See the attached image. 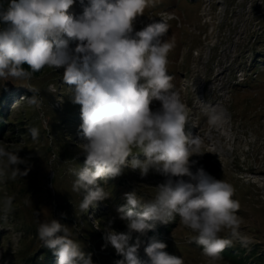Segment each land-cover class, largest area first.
Listing matches in <instances>:
<instances>
[{"label": "clouds", "instance_id": "obj_1", "mask_svg": "<svg viewBox=\"0 0 264 264\" xmlns=\"http://www.w3.org/2000/svg\"><path fill=\"white\" fill-rule=\"evenodd\" d=\"M74 3L0 2V80L31 81L45 68L64 70L63 83L73 86L71 102L80 106L82 120L78 148L84 164L70 170L75 176L73 191L82 195L81 212L110 198L99 181L107 184L126 168L139 170L141 176L155 171L166 178L151 199H142L136 191L125 193L126 204L117 211L128 231L104 230L105 241L124 258L117 264H142L139 240L129 243L132 233L145 235L157 223L166 225L177 217L194 234L189 242L202 249L205 264H218L223 251L233 246V238L242 246L248 241L239 235L242 221L234 187L202 167L191 170L195 164L191 158L204 153L201 137L185 132L188 110L168 73L172 44L159 39L168 32L170 17L162 15L160 22L136 31L138 17L155 7L156 0H89L79 15L69 13ZM70 41L77 42L74 49ZM28 89L33 94L27 104L39 109L40 90L30 85ZM154 100L161 104L155 111L150 107ZM222 118L215 113L210 117L213 123ZM28 132L33 140L39 138L38 128ZM21 149L0 141V178L15 180L28 174V169L18 167L27 163L18 155ZM13 201L12 196L0 201L2 218L13 210ZM224 232L228 236H222ZM38 237L57 257V264H93L91 254L55 219L39 224ZM166 247L151 239L144 249L146 264H185Z\"/></svg>", "mask_w": 264, "mask_h": 264}, {"label": "rangeland", "instance_id": "obj_2", "mask_svg": "<svg viewBox=\"0 0 264 264\" xmlns=\"http://www.w3.org/2000/svg\"><path fill=\"white\" fill-rule=\"evenodd\" d=\"M88 2L75 0L69 13L82 14ZM162 15L170 17L169 30L159 39L172 44L168 73L188 110L185 132L202 139L204 154L191 158V170L202 167L234 187L242 221L239 235L248 243L242 246L233 238L231 247L255 249L264 256V0H156L155 7L138 17L135 30L160 22ZM76 43L70 41L69 47L74 49ZM63 71L46 68L31 81L0 80V87L11 84L5 109L8 125L0 141L22 148L18 155L27 163L18 167L28 169L22 178H0V201L14 197L7 218L0 213V264H30L37 254L42 259L47 248L38 237V226L52 219L69 228L93 264H117L124 258L105 241L104 230L128 231L117 211L126 204L125 193L136 191L142 199H151L166 179L155 171L141 176L139 170L126 168L107 184L99 181L110 198L81 212L82 195L73 191L75 176L70 170L84 164L78 148L82 120L80 106L71 102L73 86L63 83ZM203 81L209 85L205 93L196 87ZM29 85L40 90L39 109L26 102L33 94ZM150 107L155 111L161 104L154 100ZM213 113L223 118L213 123ZM30 127L39 129L37 140L31 138ZM192 235L177 217L166 225L157 223L145 235L133 232L129 243L139 240L142 264L149 260L144 249L153 238L165 243L169 254L182 256L185 264H205L202 249L189 242ZM259 259L240 255L238 261L222 259L218 264H264Z\"/></svg>", "mask_w": 264, "mask_h": 264}, {"label": "trees", "instance_id": "obj_3", "mask_svg": "<svg viewBox=\"0 0 264 264\" xmlns=\"http://www.w3.org/2000/svg\"><path fill=\"white\" fill-rule=\"evenodd\" d=\"M0 2H2V0H0ZM25 67L27 66L25 65ZM45 69H43L41 72L35 73L33 76L34 77L41 76V74L45 71ZM10 86L11 84H9V87L5 85L0 87V90L1 91L3 90L2 94L0 95V136L5 132V128L8 125L7 124L8 121L7 122L5 121V115H6L5 109L9 101V97H8L9 89L8 88H10ZM14 97H16V95ZM244 249L246 248L238 249V248H233V247L231 248L227 247L222 253V258L223 260L233 262V261H238L240 258V255H243L244 257H247V258L249 257L250 259H253V256H256V257L262 258V259H259L258 262H261V263L264 262V256H262L261 254H258V252H256L255 249H251L248 252H246ZM41 257L42 259H39L38 254L35 255L31 260H29L30 264H57V257L53 255V252L48 248L44 250Z\"/></svg>", "mask_w": 264, "mask_h": 264}]
</instances>
